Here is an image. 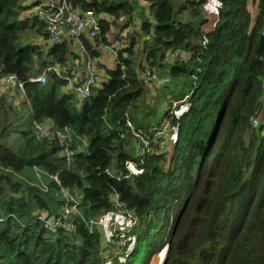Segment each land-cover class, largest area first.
<instances>
[{"label": "trees", "instance_id": "trees-1", "mask_svg": "<svg viewBox=\"0 0 264 264\" xmlns=\"http://www.w3.org/2000/svg\"><path fill=\"white\" fill-rule=\"evenodd\" d=\"M69 1L109 17L100 46L132 31L114 66L101 65L107 81L80 101L62 77L29 81L73 54L25 41L44 39L45 23L23 0H0V78L25 84L23 97L0 95V134L13 126L21 139L18 153L0 143V264H149L166 246L162 264H264V0H252L254 17L249 0ZM208 1L217 19L205 30ZM159 91L171 95L158 115ZM18 99L28 116L14 128ZM45 122L49 137L33 127ZM165 122L169 155L148 132ZM113 197L138 217L124 246L104 245L98 224L114 217Z\"/></svg>", "mask_w": 264, "mask_h": 264}, {"label": "built area", "instance_id": "built-area-1", "mask_svg": "<svg viewBox=\"0 0 264 264\" xmlns=\"http://www.w3.org/2000/svg\"><path fill=\"white\" fill-rule=\"evenodd\" d=\"M24 6H29L26 17L36 18L45 23V36L42 38L43 47L48 49L58 42H64L69 51L73 54L66 67H61L53 61L52 65H47L37 73L35 77L29 79L30 82L45 84L50 74L62 77L66 81V90L73 93L77 99L83 101L90 98L107 81L106 73L101 78L97 75V65L101 64V56L94 58L91 56L89 48L101 51L103 46L98 45L100 38V19H109L105 15H97L91 10H82L79 6H73L69 0H23ZM207 4H212L208 1ZM118 44L112 48H116ZM109 47V46H108ZM106 46V49H108ZM111 48V49H112ZM99 63V64H98ZM69 69V71H68ZM146 76L149 73L146 71ZM100 79L97 83L96 79ZM24 81L16 75H9L0 78V95L24 96ZM257 120L253 121V126H258ZM34 130L43 137H47L48 131L52 129L51 122L43 124L33 123ZM52 133V132H51ZM62 136L61 134H56ZM146 147L147 144L143 142ZM139 150V154L142 153ZM66 156L69 154L64 149ZM115 215L113 218L103 216L98 224L103 226V230L109 236H113L115 243L124 246L128 238V233L138 224V217L130 210L122 209L121 204L113 197ZM65 213L68 210L64 209ZM120 219V220H118ZM44 223L50 228H56L61 224L60 219L47 220Z\"/></svg>", "mask_w": 264, "mask_h": 264}, {"label": "rangeland", "instance_id": "rangeland-1", "mask_svg": "<svg viewBox=\"0 0 264 264\" xmlns=\"http://www.w3.org/2000/svg\"><path fill=\"white\" fill-rule=\"evenodd\" d=\"M248 9L249 11H253V6L248 3ZM215 3L212 2V4H204V6L202 7V17L205 19V23H204V26L203 28L205 30H210L211 27L215 24L216 22V19H217V15H216V10H215ZM135 25V29L137 30L138 29V26L136 23H134ZM132 31V28H130L129 30H124L122 33H120L118 36H119V40H112L113 44H110L108 49H106V47H103L102 48V55H101V64L98 66L97 65V75L99 77L100 75V78L102 76L103 73H105V68H111L110 66H114V64H112V61L114 62L115 58H116V49L120 48V47H123L126 43H127V40H126V37L128 35V33H131ZM25 36L27 37H24V39H26L25 41H28L30 43H34L40 47H43V42L41 40V38H38V37H34L33 36H29L28 33L26 32ZM126 42V43H125ZM117 45L116 48H112L114 45ZM112 48V49H111ZM113 55V56H111ZM137 56V55H136ZM101 65L103 67V69L101 68ZM156 78V76H154V79ZM145 80H148L149 78L147 77H144ZM157 79V78H156ZM97 83H100V79L97 78L96 79ZM147 86V85H146ZM62 91H64L62 89ZM155 91H150L149 92V97H155V96H152V95H155L154 94ZM170 92H162V91H159L157 96L158 98L160 96H162L163 98H161V100H158V98L156 100H152L151 101V104L152 106H154L155 108H157V112H158V115L161 114L164 109L166 108L167 109V102L168 100L170 99ZM146 102H147V99L145 98ZM21 100L18 99L17 101H14L15 105L18 104V106H15V105H11L13 108L12 109H16V113L18 114V116L15 118L14 114L11 113L10 116H12V119H11V122H15L14 124V128L16 127V125H21V122L24 121L27 116H28V112L27 110L24 109L23 105L20 104ZM28 105V103H27ZM186 108V105H182L179 109V112H182L184 109ZM10 113V112H9ZM22 117V119L20 120V118ZM13 126L11 127L10 131L5 134V135H1L0 134V143L4 144V145H7L8 147H10L13 152L15 153H18L19 152V149L21 148V139L19 137V134L14 132L12 130ZM160 128V127H159ZM157 129V127H150L149 128V135L151 133H153L158 139H166L165 141L166 142H161L160 145H168L172 140H174L173 138V135H172V132H171V129H169V126H168V122H165V124L160 128V129ZM22 128H20L19 130H21ZM0 132H1V129H0ZM51 132H52V129H50L48 131V136H51ZM62 135V134H61ZM60 138V140L63 139V136H58ZM146 144H147V141L144 139V141ZM158 143V141H156V144ZM137 142H134L133 139L130 140V142L128 143V146H127V149L132 153V154H135V148L137 150ZM172 147H173V144L171 143L170 145L166 146V148L164 149V151L169 155L171 153V150H172ZM138 150H140V148H138ZM128 169H131V166L130 164L128 165ZM36 179L40 182V183H43V179L40 175V173H37L36 175ZM120 220V219H118ZM101 234L103 235L102 236V240H104L103 244L105 245V238L107 237L108 239L109 238V235L107 233L104 232V230H100ZM104 232V233H103ZM105 234V235H104ZM106 236V237H105ZM113 237V236H111ZM113 239V238H111ZM110 239V240H111ZM107 241V239H106ZM108 243L106 242V245ZM116 245V244H115ZM108 247V251L105 253L106 257L107 255L109 256L110 254H112L116 249H115V246H111V245H107ZM166 250H167V246L159 253L157 254L156 256H154L150 263L149 264H162L163 262V259H164V256H165V253H166Z\"/></svg>", "mask_w": 264, "mask_h": 264}, {"label": "crops", "instance_id": "crops-1", "mask_svg": "<svg viewBox=\"0 0 264 264\" xmlns=\"http://www.w3.org/2000/svg\"><path fill=\"white\" fill-rule=\"evenodd\" d=\"M249 3L253 6V11H250V13H251L252 17H254V15L256 13V11H255V5L253 4L252 0H249ZM111 56H113V55H111ZM112 64H113V61H112Z\"/></svg>", "mask_w": 264, "mask_h": 264}]
</instances>
